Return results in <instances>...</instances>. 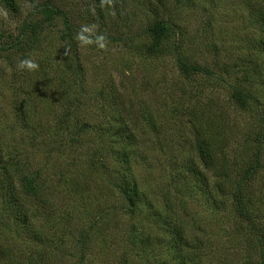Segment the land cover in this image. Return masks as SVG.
Segmentation results:
<instances>
[{
	"label": "rangeland",
	"instance_id": "rangeland-1",
	"mask_svg": "<svg viewBox=\"0 0 264 264\" xmlns=\"http://www.w3.org/2000/svg\"><path fill=\"white\" fill-rule=\"evenodd\" d=\"M1 142L49 240L0 213V264L264 262V0H0Z\"/></svg>",
	"mask_w": 264,
	"mask_h": 264
},
{
	"label": "trees",
	"instance_id": "trees-1",
	"mask_svg": "<svg viewBox=\"0 0 264 264\" xmlns=\"http://www.w3.org/2000/svg\"><path fill=\"white\" fill-rule=\"evenodd\" d=\"M6 2L13 10H18L22 6L23 2L25 0H3ZM49 6L47 4H37V7L34 11H41L40 9H48ZM50 10L53 11L55 14H58L62 17L64 24L66 26L67 32L69 36H72V30H73V24L67 17V15L62 12L60 9L55 7H50ZM37 13V12H35ZM35 13H31L30 17ZM28 20L25 21L24 28L21 32V34L15 39V41L10 44L11 47H14L18 45L21 42V39L23 36L26 35L27 29L29 28ZM150 30L158 37V38H164L167 34V27L166 23L163 20L156 21L151 27ZM160 40H157L155 44L159 43ZM157 46H152L150 49L156 50ZM179 65L187 72L190 71H207L203 67L195 64H189L186 62L184 58L181 56H178ZM237 91V100L240 104L244 105L246 104V96L248 95L244 90L241 88H236ZM2 142L0 143V161L1 159H4V150L1 147ZM212 159V158H211ZM212 161V160H211ZM231 173V172H229ZM251 171L248 170L245 174V177H249ZM223 174L226 175V171L223 168ZM14 181V180H13ZM36 181H28L26 179L25 185L19 187L14 182H9L7 184H2L0 186V195L3 199L4 206L0 208V213L7 214L12 222L19 228L20 231L24 232L26 235L31 236L32 238L36 239L40 242H46L48 239V233L43 229L41 225H37L35 222L36 213L33 212L32 208L30 207L29 198L38 196V189H36ZM224 184V183H223ZM127 188H123L122 192L125 195V197L128 199L129 202H133V197L128 193ZM137 189H134V193H137ZM235 204L237 206V210L240 214V216L248 222V224L252 223V218L249 213V207L247 206V201L245 198L241 195H238ZM262 242V239H260ZM260 242V244H261ZM192 255L191 259L198 258V252L196 251V247L192 248ZM197 254H196V252ZM193 257V258H192ZM196 260V259H195ZM200 262V261H199ZM245 264H255L252 262L251 258L249 261H246ZM260 264H264L262 261Z\"/></svg>",
	"mask_w": 264,
	"mask_h": 264
},
{
	"label": "clouds",
	"instance_id": "clouds-1",
	"mask_svg": "<svg viewBox=\"0 0 264 264\" xmlns=\"http://www.w3.org/2000/svg\"><path fill=\"white\" fill-rule=\"evenodd\" d=\"M86 29H82V31H85ZM98 40H103V37H98ZM87 43V41H86ZM103 47V44L100 45ZM38 67V65L31 59H23L20 60L17 64L18 70H27V71H33Z\"/></svg>",
	"mask_w": 264,
	"mask_h": 264
}]
</instances>
